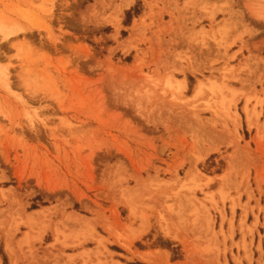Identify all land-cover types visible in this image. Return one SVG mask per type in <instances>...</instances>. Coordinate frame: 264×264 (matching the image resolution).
Instances as JSON below:
<instances>
[{
    "label": "rangeland",
    "instance_id": "obj_1",
    "mask_svg": "<svg viewBox=\"0 0 264 264\" xmlns=\"http://www.w3.org/2000/svg\"><path fill=\"white\" fill-rule=\"evenodd\" d=\"M0 264H264V0H0Z\"/></svg>",
    "mask_w": 264,
    "mask_h": 264
},
{
    "label": "bare ground",
    "instance_id": "obj_2",
    "mask_svg": "<svg viewBox=\"0 0 264 264\" xmlns=\"http://www.w3.org/2000/svg\"><path fill=\"white\" fill-rule=\"evenodd\" d=\"M29 27H30V26H29ZM25 28H26V27H25ZM17 32H19V30L16 31V32L9 33L8 36L6 35V37H10V36L12 37V35L16 34ZM183 81H184V80H183Z\"/></svg>",
    "mask_w": 264,
    "mask_h": 264
}]
</instances>
